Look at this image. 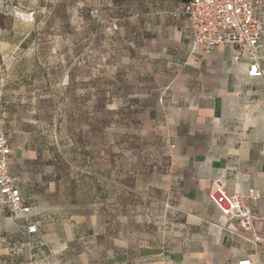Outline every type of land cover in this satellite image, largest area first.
<instances>
[{
    "label": "rangeland",
    "instance_id": "obj_1",
    "mask_svg": "<svg viewBox=\"0 0 264 264\" xmlns=\"http://www.w3.org/2000/svg\"><path fill=\"white\" fill-rule=\"evenodd\" d=\"M183 1L0 0V130L33 206L21 218L0 200V264H96L95 239L127 238L128 225L176 207V124L164 100L169 84L172 105L180 92L187 40L174 10Z\"/></svg>",
    "mask_w": 264,
    "mask_h": 264
},
{
    "label": "crops",
    "instance_id": "obj_2",
    "mask_svg": "<svg viewBox=\"0 0 264 264\" xmlns=\"http://www.w3.org/2000/svg\"><path fill=\"white\" fill-rule=\"evenodd\" d=\"M186 1L177 2L174 10L178 37L187 40L183 67L175 79L180 94L176 105L168 102L173 95L169 84L164 100L165 118L176 124L175 140L168 143L175 147L171 168L177 172L181 191L177 205L162 206L159 217L133 224V230L128 225L127 238L116 231L99 237L106 239L105 244L95 239L91 246L102 252L96 264H238L244 259L264 264V77L249 78L248 63L234 64L229 48L218 47L209 56L194 50L189 21L177 15ZM259 57L264 71V38ZM218 177L227 181L229 192L255 189L261 195L250 202L256 217L253 233L224 222L210 201L211 184ZM18 187L33 211L19 183ZM155 200L164 202L161 196ZM36 225L37 234L29 233V223L25 226L32 239L42 235ZM168 231L177 237L172 244L164 238L148 241L152 234ZM137 235L143 236L142 241H136L133 236ZM44 238L48 247L57 250L58 238L51 233Z\"/></svg>",
    "mask_w": 264,
    "mask_h": 264
},
{
    "label": "built area",
    "instance_id": "obj_3",
    "mask_svg": "<svg viewBox=\"0 0 264 264\" xmlns=\"http://www.w3.org/2000/svg\"><path fill=\"white\" fill-rule=\"evenodd\" d=\"M177 15L189 21L194 50L209 56L218 47L229 48L234 64L248 63L249 78L264 77L259 57L264 38V0H187ZM11 162L12 148L5 132L0 130V200L13 215L28 218L32 208L11 173ZM209 199L224 222L235 224L246 233L254 232L256 217L250 202L261 199L255 189L229 192L227 181L218 177L212 181ZM29 233H39L38 226L30 223ZM238 264L254 262L244 259Z\"/></svg>",
    "mask_w": 264,
    "mask_h": 264
}]
</instances>
